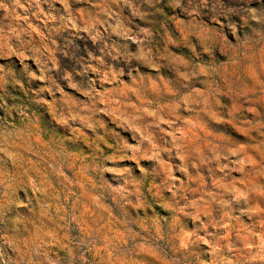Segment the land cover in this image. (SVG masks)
I'll return each instance as SVG.
<instances>
[{
    "label": "rangeland",
    "instance_id": "374dc122",
    "mask_svg": "<svg viewBox=\"0 0 264 264\" xmlns=\"http://www.w3.org/2000/svg\"><path fill=\"white\" fill-rule=\"evenodd\" d=\"M0 264H264V0H0Z\"/></svg>",
    "mask_w": 264,
    "mask_h": 264
}]
</instances>
